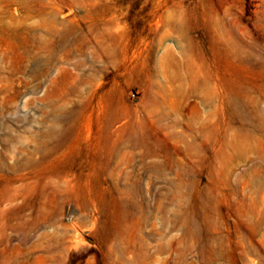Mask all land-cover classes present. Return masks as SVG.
Here are the masks:
<instances>
[{"label": "rangeland", "instance_id": "374dc122", "mask_svg": "<svg viewBox=\"0 0 264 264\" xmlns=\"http://www.w3.org/2000/svg\"><path fill=\"white\" fill-rule=\"evenodd\" d=\"M0 264H264V0H0Z\"/></svg>", "mask_w": 264, "mask_h": 264}, {"label": "bare ground", "instance_id": "6f19581e", "mask_svg": "<svg viewBox=\"0 0 264 264\" xmlns=\"http://www.w3.org/2000/svg\"><path fill=\"white\" fill-rule=\"evenodd\" d=\"M154 149V147H152ZM154 152V151H153ZM75 238L77 239V242L81 244V241L82 239L79 237V235H77L76 237V234H75ZM95 242V241H94ZM96 243V242H95ZM97 245V244H96Z\"/></svg>", "mask_w": 264, "mask_h": 264}]
</instances>
